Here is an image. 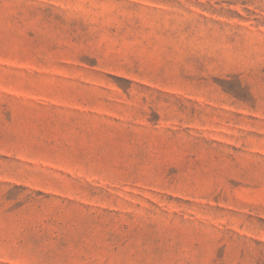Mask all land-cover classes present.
<instances>
[{"label":"rangeland","instance_id":"1","mask_svg":"<svg viewBox=\"0 0 264 264\" xmlns=\"http://www.w3.org/2000/svg\"><path fill=\"white\" fill-rule=\"evenodd\" d=\"M0 264H264V0H0Z\"/></svg>","mask_w":264,"mask_h":264}]
</instances>
